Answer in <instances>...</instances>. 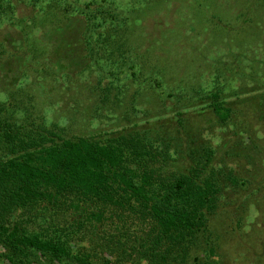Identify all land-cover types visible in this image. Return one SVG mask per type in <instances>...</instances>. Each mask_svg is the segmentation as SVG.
<instances>
[{
	"label": "trees",
	"instance_id": "16d2710c",
	"mask_svg": "<svg viewBox=\"0 0 264 264\" xmlns=\"http://www.w3.org/2000/svg\"><path fill=\"white\" fill-rule=\"evenodd\" d=\"M103 1L108 2L0 0V245L5 249L0 257L11 264H32L34 253L76 264H123L132 259L186 264L196 248L206 245L213 264L216 249L209 222L221 205L225 182L215 164L218 152L207 148L202 159L189 154L181 166L164 140L145 135L135 101L116 127L107 123L95 129L89 123L95 129L90 135H68L60 120L47 118L48 109L62 114V105L55 107L69 100L68 82L88 71L96 73L94 67L106 70L101 55L116 66L121 62L118 55L131 52L119 34L126 19L104 8ZM243 17L241 12L235 19ZM227 27L226 35L231 36L235 24ZM227 36L221 41H228ZM262 43L239 47L235 54L217 50L215 57H208L207 68L213 69L218 86L194 90L202 104L185 87L169 93L165 88L172 99L166 106L172 107L178 123L186 115L208 110L216 123L227 127L247 106L264 121ZM226 53L231 60L224 64ZM139 57L145 59L146 54ZM142 60L131 68L143 72L148 61ZM245 61H251L247 75L241 71ZM226 73L233 79L241 75L248 85L255 80L260 89L227 88L220 84ZM154 74L153 89L160 87V74ZM234 81L238 84L239 78ZM98 84L94 91L116 92L118 97L125 93L109 78L99 76ZM226 178L238 186L251 183L232 170ZM61 211L62 217L57 216ZM39 221L46 229L31 230ZM87 227L107 236L115 261L74 251L76 233Z\"/></svg>",
	"mask_w": 264,
	"mask_h": 264
},
{
	"label": "rangeland",
	"instance_id": "374dc122",
	"mask_svg": "<svg viewBox=\"0 0 264 264\" xmlns=\"http://www.w3.org/2000/svg\"><path fill=\"white\" fill-rule=\"evenodd\" d=\"M176 2L177 8L174 5ZM103 3L104 8L111 10L115 16L126 19L119 34L127 41L126 45L131 52L124 54V57L118 55L121 62L116 66L109 63V57L101 55L102 63H108L106 70L101 73L98 67H94L96 73L88 71L68 82L69 100L55 107L58 110L62 105V114L48 109L47 118L50 121L60 120L59 124L68 135H90L93 130L105 127L107 123L106 126L116 127L124 111L135 101L140 112V126L145 135L164 140L181 166L185 158L190 157L189 154L193 158L202 159L207 148L218 152L215 164L221 169L220 177L225 182L221 205L209 222L212 245L216 249L213 264H264V121L256 118L251 107L247 106L239 111L227 127L216 123L208 110L186 115L182 124H179L172 107L166 106V102L170 105L172 99L165 93L167 87L168 93L185 87L189 95L193 96L195 89L207 90L218 86L212 74L213 69L209 71L207 68L208 57H215L219 51H232L235 54L239 47L247 48V45L250 47L258 45L260 40L264 41V0H108ZM241 12L245 17L236 21L235 18ZM228 24H235L232 28L234 31L230 30L231 36L225 32ZM226 36L230 39L221 41ZM142 45L144 47L140 48ZM227 53L226 58H223L224 64L231 60ZM140 54H146L149 59L139 57ZM141 60L143 63L148 61L143 72L140 68H131ZM250 62L245 61L246 67H243L242 73L248 74L245 71H248ZM261 64L264 66V58ZM154 72L160 74V87L156 85L153 89L156 84L153 80L157 75ZM99 76L115 81L125 93L118 97L116 92L110 95L104 89L102 92L94 91V86H100ZM235 77L233 79L230 73H226L220 84L227 88L238 86L239 90L243 88L244 91L260 89L255 80L254 85H248L241 75ZM237 78L239 83H243L242 87L236 81L233 82ZM197 99L199 103L202 102L196 95ZM105 105L107 111L103 110ZM91 122L95 129L88 125ZM231 170L239 179L251 183L238 186L226 181ZM62 215L61 211L57 216ZM30 227L31 230L46 229L41 221ZM106 237L104 233L87 227L76 233L75 244L72 246L76 253L82 251L92 254L104 262L115 257V253L108 247ZM81 240L83 243H80ZM206 248V245L196 248L190 262L186 264H210ZM3 253L5 249L0 245V254ZM2 258L0 264H11ZM32 262L76 264L71 260L61 262L44 253H34ZM123 264L145 263L132 259Z\"/></svg>",
	"mask_w": 264,
	"mask_h": 264
}]
</instances>
